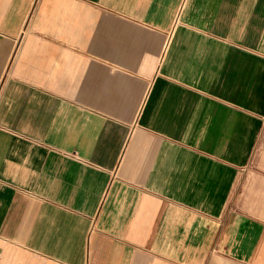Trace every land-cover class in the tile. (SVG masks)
<instances>
[{
    "label": "crops",
    "instance_id": "1",
    "mask_svg": "<svg viewBox=\"0 0 264 264\" xmlns=\"http://www.w3.org/2000/svg\"><path fill=\"white\" fill-rule=\"evenodd\" d=\"M263 243L264 0H0V264Z\"/></svg>",
    "mask_w": 264,
    "mask_h": 264
},
{
    "label": "rangeland",
    "instance_id": "2",
    "mask_svg": "<svg viewBox=\"0 0 264 264\" xmlns=\"http://www.w3.org/2000/svg\"><path fill=\"white\" fill-rule=\"evenodd\" d=\"M24 37H48L42 32L39 26L27 25ZM264 245V243L262 244ZM219 264H230L233 261L237 264H264V248L256 250H218L216 251Z\"/></svg>",
    "mask_w": 264,
    "mask_h": 264
}]
</instances>
